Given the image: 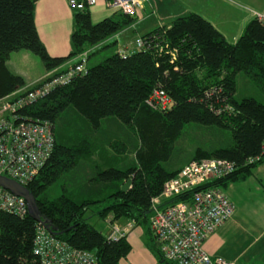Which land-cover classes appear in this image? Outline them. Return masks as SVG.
<instances>
[{
    "label": "trees",
    "instance_id": "1",
    "mask_svg": "<svg viewBox=\"0 0 264 264\" xmlns=\"http://www.w3.org/2000/svg\"><path fill=\"white\" fill-rule=\"evenodd\" d=\"M38 1L0 0V97L21 90L27 93L45 83L41 81L36 88L28 90L24 79L7 68L12 54L27 51L39 58L50 74L48 78L59 77L67 71L68 67L62 68L67 62L76 59L74 64L83 53L88 54L89 62L99 48L93 50L95 47L136 22L134 16L114 12L93 23L90 8L72 9L71 51L66 56L53 57L40 40L35 25L34 10ZM140 38L145 41L143 49L123 56L115 51L91 67L87 62L85 73L74 76L66 85L52 87L18 112L33 121H49L55 125L53 152L26 185L36 200L47 231L76 250L94 254L96 264H119L129 254L130 245L125 236L109 239L89 222L88 214L100 221L112 215L116 220L133 222L148 235L158 264H172L159 255L150 234L149 219L152 200L183 167L168 170L163 163L174 162L176 143L187 129L209 132L215 142L214 146L198 145L190 161L221 159L233 162L236 170L163 205L187 202L198 190H225L231 184L247 180L264 163V104L249 97L240 101L234 98L239 73L264 94V28L253 19L232 44L211 23L189 13L173 19L169 27H157ZM103 47L109 49L113 42ZM174 50L177 51L175 58L171 55ZM53 71H57L55 75L50 73ZM158 87L173 101L166 113L152 111L145 105L152 90ZM215 87L221 88L220 97L232 107V114L217 115L211 110V101L222 102V98H210ZM71 112L93 129H98L106 120H116L121 123V130L126 127L135 132L140 143L135 158L130 164H123V169L97 167L90 179L91 186H99L93 190L96 192L93 198L74 199L64 194L66 191L55 198L48 195V190L56 187L81 160L99 153L98 143L91 142L90 137L80 140L75 137L72 143L56 137V124L66 123L67 115L70 116L67 113ZM227 133L230 142L222 146L223 135ZM129 178L131 184L123 192L121 186ZM36 223L28 215L20 218L0 213V264H40L33 253Z\"/></svg>",
    "mask_w": 264,
    "mask_h": 264
},
{
    "label": "built area",
    "instance_id": "2",
    "mask_svg": "<svg viewBox=\"0 0 264 264\" xmlns=\"http://www.w3.org/2000/svg\"><path fill=\"white\" fill-rule=\"evenodd\" d=\"M98 0H67L73 10L92 8ZM107 9L145 18V8L151 0H103ZM252 17L264 28V10L251 11ZM145 41L135 40L130 50H120V55L143 49ZM177 51H172L173 58ZM64 74L53 81L27 93L16 91L0 97V176L25 186L30 183L50 158L54 145V124L49 121H33L18 112L46 94L53 85H66L86 71L88 54L77 57ZM48 78V77H47ZM20 93L14 97V93ZM221 88L215 87L211 96L220 97ZM145 105L152 111L166 113L173 105L171 98L161 88L152 90ZM220 104L211 101L210 108L217 115L232 114L233 109L222 98ZM262 151L264 152V142ZM258 160V158L256 159ZM252 160L249 161L252 162ZM236 170L233 162L221 159L192 161L164 184L161 194L151 202L149 230L159 255L172 264H237L236 261L211 256L204 250V243L234 215L233 204L224 190L210 188L198 190L187 202L163 205L176 196L184 195L210 182L223 178ZM0 213L24 218L28 215L24 199L12 195L0 187ZM116 229V228H114ZM108 237V236H107ZM116 230L108 238L117 240ZM33 253L40 264H96L94 254L76 250L51 235L39 222L35 226Z\"/></svg>",
    "mask_w": 264,
    "mask_h": 264
},
{
    "label": "crops",
    "instance_id": "3",
    "mask_svg": "<svg viewBox=\"0 0 264 264\" xmlns=\"http://www.w3.org/2000/svg\"><path fill=\"white\" fill-rule=\"evenodd\" d=\"M171 1L172 0H155L153 4L157 15L163 19V25L167 26L176 17L195 13L211 23L212 26L223 35L226 41L232 44L237 42L246 24L253 20L251 11L264 10V0H207L206 6L208 5V1L214 2L211 6L208 5V8L205 9L202 14H200V10H203V8L196 6L191 7L190 4L187 3L186 5L189 6L185 7L182 12L176 10L177 15L169 16L166 10L169 8ZM150 5L151 2L145 8V18L142 22L126 28L110 39V41L113 42L112 50L119 51V47L133 48V44L128 45L129 42L131 43V41H133L132 39L138 35H144L157 27L156 20L152 17L154 15L151 14L149 9ZM89 11L93 23L99 22L114 13V11L105 7L103 0H98L97 4L90 8ZM34 18L39 38L50 55L53 54V56L55 55L57 57L66 56L67 54L59 52L58 45L53 39L56 38L54 31L60 28L68 32V36L69 34L71 35L73 31V11L69 7L67 0H39L35 4ZM61 21L63 22L61 23ZM107 42L103 43L102 46L106 45ZM50 43L54 44L52 48L50 47ZM102 46L95 47L93 50L99 47L95 53L105 50V47L101 48ZM29 55H31V53L27 51H20L12 54L7 62L9 71L15 75L21 76L27 87L40 83L50 75L45 69L41 75L34 76L30 74L27 69L30 61ZM75 60H70L62 68L69 66ZM19 63L24 64V67L19 66ZM106 123L110 129L113 128L114 131H110L113 134H116L115 131L118 132L122 128L121 123L116 120H108ZM131 135L132 134L128 135L130 138L128 141L133 147L130 145L128 149L125 147L110 149L108 147L106 148V146L104 148L103 146L101 149L103 150L102 156H99V167L105 168L113 165L122 167V162H119L118 157L114 155L127 154L130 157L133 155L132 159H134L135 150H132L134 149V144ZM97 148L99 154H101L100 146L97 145ZM76 169L85 171V176L83 179H80L78 175L79 185L77 186L81 187L75 188L74 191H70L68 195L74 199L80 200L82 198L95 197L96 192L93 190H98L99 186H91L89 183V167L76 166ZM73 170L74 168L72 172L67 174V177L75 173ZM82 187L86 192L83 195H81ZM78 189H81L80 192H77ZM225 194L234 206V215L206 240L204 243V250L211 256H218L226 260L236 261L237 264H252L250 260H253L255 264H260L259 260L264 254V163L255 168L253 174L247 180L229 185L228 188L225 189ZM92 219L97 220L96 217ZM107 219L113 224L111 227L113 229H118L121 237L125 236L130 245L129 254L121 259L119 264L158 263L156 254L150 246L148 235L145 233L144 229L123 218L116 220L112 215ZM96 220H94V223L89 219V222L103 234L108 236L110 227H107V223L104 221H100L99 219L98 221ZM260 247L263 249H260ZM253 248L255 249L252 250ZM247 256L250 257L249 260L246 259ZM242 259H245V261H242Z\"/></svg>",
    "mask_w": 264,
    "mask_h": 264
},
{
    "label": "rangeland",
    "instance_id": "4",
    "mask_svg": "<svg viewBox=\"0 0 264 264\" xmlns=\"http://www.w3.org/2000/svg\"><path fill=\"white\" fill-rule=\"evenodd\" d=\"M206 1L207 0H203V1H201V0H172L171 3L169 4V8L166 11H167L169 16L177 15L176 10L177 11L180 10L182 12L185 7L189 6V5H186L188 3V4H190L191 7L196 6L199 8H203V10H200V14H202V12L208 8V5L211 6L214 2V1H208V5L206 6ZM154 2H155V0H151V5L149 6V9L151 11V14L154 15L152 17L156 20L157 27H168V25H170L171 22L167 26L163 25V22H162L163 19L157 15V13L153 7ZM143 20L144 19L136 20V22L134 24L142 22ZM62 22L63 21H61V23ZM54 35L56 36V38L53 39V41L58 45L59 52L62 54L68 55L69 52L71 51L70 34L68 36V32L63 31L60 28V29L54 31ZM141 36L142 35H138L137 37L132 39L133 41H131V43L129 42L128 45L129 44L134 45L135 40L137 38H140ZM109 42H111V41H109ZM53 45H54L53 43H50L51 48L53 47ZM119 49L120 50H128V49L130 50L129 47L128 48L119 47ZM114 51L115 50H112V47H111L109 49L107 48L105 50L99 51L98 53H95L89 59L88 67L94 66L97 63L103 61L106 57L112 55L114 53ZM119 51H117V52H119ZM51 56H53V54ZM53 57H57V56L54 55ZM29 58H30V61H29V64L27 66V69L30 72V74H32L34 76L39 75V74L41 75L42 72L44 71V66L41 63V61L39 60V58L33 54L29 55ZM72 64H70V65H72ZM19 66L24 67V64L19 63ZM69 66H67V67H69ZM67 67H64V68L66 69ZM56 72L57 71H53L50 73L52 75H55L54 73H56ZM55 77H53V78L49 77V78H52L51 80L53 81V79ZM49 78H46L45 80L43 79V83L44 82L48 83V82H46V80ZM235 80H236V92L234 95L235 100L240 101L243 98L249 97V98H253L256 101L264 104V94L243 73H239L236 76ZM38 84H40V83L29 86V87H27V89L31 90L34 87L36 88V86ZM54 86L55 85H53L52 87H54ZM19 92L14 93V97L19 95L20 94ZM24 92H25L24 90H21V93H24ZM67 114H70V116L67 115V118H66L67 122L66 123L62 124V121H59L56 124V129H55L56 133L55 134H56V137L58 139L61 138L59 141L62 140L63 142L72 143L74 141L75 137H77L79 140L86 138V137H90V141L96 142V143H98V145L100 143L99 146L105 145L106 148L108 147L110 149H117V148L120 149L122 147H125L126 149H128L131 145V143L128 141V139L130 140L128 135L132 134L131 137L133 138V144H134V149H132V150H135V151L138 150V146L140 144L139 140H138V136L135 132H130V130H128V128L124 127L125 128L124 130H119L118 132L115 131L116 134H113L110 131H114V130H113V128L110 129L108 127V125L106 123L107 121H104L103 124L98 129H93L90 126H88L86 121H84V119H82V117H80L78 114L74 115V113H72V112L67 113ZM61 136H63V137H61ZM211 137L212 136L210 135V133L205 132L204 130H196L194 128L187 129L186 131H184V134L182 136H180L179 141H177V143H176V153L174 154V157H173L174 162L163 163L164 167L168 170H174V169L178 168L179 166H182V165L185 166L186 164L192 162L190 160L193 157L194 151L198 147V145L201 146L203 144H207V145L211 146L212 143L215 144V142H213ZM54 138H55V136H54ZM223 140L224 141L222 142V146H225L230 142V137L228 136V133L226 134V136L223 135ZM96 143H94V147H96L95 146ZM107 145H110V146H107ZM212 146H214V145H212ZM131 147H133V145H131ZM91 149H93V148L91 147ZM102 152H103V150H101V152H100L101 154L96 152L92 158L90 157L89 159L81 160L78 164V166L89 167L88 173H89V183L90 184H92V181H90V179L94 175V173H96L97 167L101 168V169H105L108 167H118V168L123 169V166L119 167V166H114V165L108 166L105 168L99 167V165H98V164H100L99 156H102ZM114 156L118 157V161L122 162V164L128 165L133 161V159H132L133 155L131 157L127 154H125V155L119 154V155H114ZM134 158H135V154H134ZM73 171H75V173L72 175V177L70 179H67L68 177L64 176L58 182L56 187L50 188L48 190V195L50 197H52V198L58 197L62 193H64V191H66L64 194L68 195V193L70 191H74L75 188L81 187V186H77V185H79L78 175H79L80 179H83L85 176V171L80 170V169L78 170L76 168ZM77 172H78V174H77ZM83 189L84 188L82 187V190L78 189L77 192H80V190H81V195H83L86 193ZM224 192H225V190H224ZM82 199H85V198H82ZM109 216H111V215H109ZM109 216H107L104 219V222L107 223V227H110V232H108V230H107L108 237L111 234H113L116 230H118V229H113L111 227V226H113V224L110 222L109 219H107ZM93 217H94L93 215L88 214V219H90V221H92V222H94V220H96V219L93 220L92 219ZM96 221H98V219ZM254 249L255 248H253L252 250H254ZM260 249H263V248L260 247ZM246 259L249 260L250 257L247 256ZM157 261H158V259H157ZM242 261H245V259H242ZM250 261L252 264H255V262L253 260H250ZM259 261H260V264H264V254L262 255V258Z\"/></svg>",
    "mask_w": 264,
    "mask_h": 264
},
{
    "label": "water",
    "instance_id": "5",
    "mask_svg": "<svg viewBox=\"0 0 264 264\" xmlns=\"http://www.w3.org/2000/svg\"><path fill=\"white\" fill-rule=\"evenodd\" d=\"M130 184L131 178L124 182V184L121 186V190L123 192H126ZM0 187L5 189L6 191H9L12 195L24 199L27 206L28 216L36 222L41 223L45 227V222L40 215L36 200L25 186H22L21 184L7 177L0 176Z\"/></svg>",
    "mask_w": 264,
    "mask_h": 264
}]
</instances>
